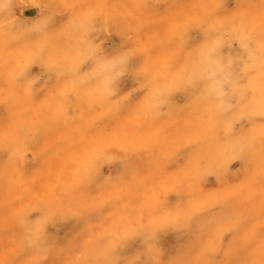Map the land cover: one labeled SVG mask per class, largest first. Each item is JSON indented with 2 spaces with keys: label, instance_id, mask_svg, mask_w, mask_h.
Wrapping results in <instances>:
<instances>
[{
  "label": "rangeland",
  "instance_id": "374dc122",
  "mask_svg": "<svg viewBox=\"0 0 264 264\" xmlns=\"http://www.w3.org/2000/svg\"><path fill=\"white\" fill-rule=\"evenodd\" d=\"M44 5L76 3L103 6L104 31L98 34L96 43L109 44L115 35L113 29L118 27L131 41L133 48H138L140 63L150 72V78L159 77L161 87L171 85L173 77L187 72L189 75L202 66L206 50L181 48V34L190 27V21L205 20V30L219 29L212 38L209 47L217 38L227 39L232 29L240 21L237 13L251 12L259 16L262 0H43ZM11 5L10 10L0 6L1 16L11 11L8 19L21 23L15 28L5 27L0 22V262L30 258L49 261L62 257L49 256L37 247L33 257L25 254L23 247L30 228L25 217L28 210L42 207L55 214L77 211L79 200L84 197L85 176L82 163L91 146L92 139L100 134L119 130V139L127 143L133 158L139 161L138 174L126 178L122 185L113 180L97 196L100 202L108 201L104 208L90 213L96 215L93 220L91 235L100 238L110 235L118 224L139 219L145 204L157 200H169L175 203L173 190L192 194V199L203 201L204 194L210 190L228 189L221 196L230 195V205L240 214L253 217V227L258 231L261 226L260 192L264 190L261 179V153L264 144V121L255 119L251 123L243 122L247 135L252 139L253 148L251 169L241 168L239 162L235 167L226 169V183L220 184L215 176L209 177L203 186L189 180L179 185L175 179L176 168L189 166L188 175L194 176L190 164L195 156L204 161L206 171H218L221 164L228 160L233 152L235 138L229 129V121L236 113L227 110L226 102L208 99L185 92L175 95L177 107L167 115L155 119H144L142 115L133 116L125 113L118 121H112L109 115V103H91L90 93L102 87L101 80H94L79 88L78 94L70 98L64 92L72 89V78L59 79L49 77L35 64L31 69L29 61L31 46L39 42L53 49L63 50L71 47L76 38L75 28L69 25L72 14L58 8L39 9L35 6H20L16 0H0V5ZM217 5H224L217 9ZM240 5L242 7L237 8ZM255 7H248V6ZM38 11V12H37ZM40 11V12H39ZM44 12L43 25L49 17L54 23L51 29L41 35L28 36L25 29ZM109 21L112 28L109 27ZM33 22V23H30ZM256 33L259 35V20ZM251 30V28H250ZM117 41L119 36H115ZM238 45L226 46L224 55L234 54ZM171 65V72L169 66ZM69 67L71 65L69 64ZM30 71V79L35 83L29 86L23 80L25 71ZM85 72L89 69H85ZM167 77V79H165ZM83 79V77H81ZM257 89L249 103L258 110L260 103L259 81L254 78ZM139 87L138 82L128 81V87ZM223 108V115L218 112ZM251 110V109H250ZM22 144L26 148L22 153L25 161L24 177L19 173L20 163L15 160ZM176 168L168 164V158L174 153ZM3 153L7 157L3 159ZM38 161L33 160L34 155ZM19 166V167H18ZM109 174L118 177L122 171L119 164L111 167L105 165ZM165 168L168 173L160 177ZM145 217L147 212L144 213ZM66 218L57 216L54 220L56 236L64 233L62 222ZM147 223V219L144 220ZM124 227V226H123ZM126 228V227H124ZM28 231V232H25ZM86 239L88 237H85ZM168 236H164L168 240ZM198 244V243H197ZM187 248L182 247L181 252ZM80 253H77L79 256ZM70 258V257H69Z\"/></svg>",
  "mask_w": 264,
  "mask_h": 264
},
{
  "label": "snow or ice",
  "instance_id": "6c2138e0",
  "mask_svg": "<svg viewBox=\"0 0 264 264\" xmlns=\"http://www.w3.org/2000/svg\"><path fill=\"white\" fill-rule=\"evenodd\" d=\"M0 6L6 10L11 8L9 4ZM35 7L58 8L72 14L69 25L75 28L74 44L60 50L37 42L31 46L26 65L27 69H31L32 65L39 64L41 74L46 73L49 77L55 76L59 79L71 77L73 87L64 92L66 99L78 94L79 88L84 85L101 80L102 87L90 93L91 103L93 105L109 103L111 105L109 115L114 122L125 113L133 116L142 115L144 119L163 117L177 107L175 101L178 97L175 94L178 92L224 101L227 110L236 113L228 124L231 135L235 138L234 155L221 164L218 171L203 170L204 161L197 160L194 156L190 168L195 175L190 177L187 172L189 166L176 168L178 152L168 158V164L176 168L178 174L175 179L179 185L191 179L203 186L211 176H215L216 181L223 185L226 183V169L235 167L234 161L239 162L242 169L252 168L251 152L254 142L242 125L245 120L249 123L257 118L264 121V0L260 5L258 17L251 12H238L240 23L233 27V34L227 39L217 38L210 47L208 45L219 29L205 30L206 21L203 19L190 21V27L181 34V48L206 50L203 65L198 66L190 75L187 72L177 74L173 77V83L164 87L160 86L159 77L150 78L146 66L139 62L141 57L138 48L132 47L131 41L126 40L125 34L118 27L113 29L115 35L109 44L96 43L98 34L104 31V13L96 9H102L103 6L94 8L90 5L63 3ZM216 7L222 9L224 5ZM239 7L242 6L238 5L237 8ZM44 15V12H41L36 22H30L33 23V27L25 29L24 34L41 35L42 32L51 29L54 20L49 17L42 25ZM257 19L259 35L255 28ZM5 27H8L7 23ZM109 27L112 28L111 21ZM115 36H119L120 40L117 41ZM231 45H238V48L234 54L225 56V47ZM85 69L89 71L85 72ZM30 76V71H25L22 77L29 86L35 83ZM254 78L259 81L258 110L252 108L249 103L257 91ZM129 80L138 82L139 87L129 88ZM223 114L222 108L218 115ZM119 135V130H116L92 139L82 163L86 178L83 186L86 191L78 202L77 211H58L53 214L42 207L28 210L25 220L30 232L23 244L26 255L33 257L37 246L51 254L53 248L47 240V228L57 216L86 220L90 213L107 205L108 201L97 200V196L105 187L113 180L118 181V186L122 185L127 177L138 174L139 161L133 158L129 145L120 140ZM261 143L264 144V135L261 136ZM114 163L120 165L122 169L120 175L113 177L109 174L105 177L104 172L108 171L105 165L111 167ZM167 173L168 168H165L160 177L152 179H159ZM260 177L264 180V149L261 153ZM227 191L225 188L210 190L204 194L201 201L193 200L192 194H185L178 189L173 190L176 202L157 200L145 204L139 219L141 227L136 228L121 243L117 245L111 243L119 228L116 233L100 238L91 235L94 228L89 229L79 234L70 245L56 248V254L62 259L53 260L51 264H264V190L260 192L262 223L258 231L253 227V217L250 214H240L229 206L233 196H221V192ZM145 219L147 224H144ZM130 224H137V221L132 220ZM130 224L124 223L123 226L127 228ZM173 228L194 232L198 244L165 258L159 247L160 236ZM133 241H138V246L133 244ZM77 253L80 255L77 256ZM0 264H49V261L37 258L12 259Z\"/></svg>",
  "mask_w": 264,
  "mask_h": 264
},
{
  "label": "bare ground",
  "instance_id": "6f19581e",
  "mask_svg": "<svg viewBox=\"0 0 264 264\" xmlns=\"http://www.w3.org/2000/svg\"><path fill=\"white\" fill-rule=\"evenodd\" d=\"M17 3L20 4V6L26 7V6H38V5H44L45 3L43 0H16ZM39 9H42L38 7ZM38 12V11H37ZM40 12V11H39ZM11 11L5 12L1 16V23L2 25L8 24V27L15 28L16 25L21 29L23 25L21 23L19 24H14L12 23L9 19L8 16H10ZM37 69H40L39 64H35ZM27 71V70H26ZM53 78V77H51ZM30 148V147H27ZM25 144H22L21 147L18 149V154L14 157L15 160H17L20 163L19 173L21 177H24L25 171L23 168L25 167V161L22 160V153L24 152L23 150L27 149ZM3 159L7 157V153H3ZM35 158V162L38 161L37 156L33 154ZM229 206L234 208L232 205ZM96 218V215L93 216L89 215L86 220H81L78 217H72V218H66L62 224H63V230L64 233L62 235L56 236L54 234V229H55V224L54 221L51 223L48 228H47V240L49 241L50 246L53 248V252L51 254L42 251L40 246H37L38 249H40L42 252L48 254L49 256H58L55 252L56 248L63 247L65 245H70L71 242L81 233H84L86 230H89L92 228L93 220ZM56 220V219H55ZM118 225L110 231V235L112 233L117 232V228H119V232L116 234V236L111 240V243L113 245H117L121 243L123 240L127 239V237L133 232L137 227L135 226H129L127 228L123 227V224L121 222L117 223ZM147 224V223H144ZM28 232V231H25ZM109 235V236H110ZM168 236V240L164 239V236ZM138 241H133V244L138 246ZM198 243V239L195 235L194 232H188L185 230H177V229H169L168 231H165L161 234L160 236V241H159V247L161 248L164 257L169 258L171 256H174L178 253H180L182 247L188 248V247H195ZM61 257V256H60Z\"/></svg>",
  "mask_w": 264,
  "mask_h": 264
}]
</instances>
